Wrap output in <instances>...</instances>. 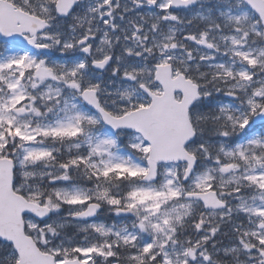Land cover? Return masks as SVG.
Returning <instances> with one entry per match:
<instances>
[{
	"label": "snow or ice",
	"instance_id": "6c2138e0",
	"mask_svg": "<svg viewBox=\"0 0 264 264\" xmlns=\"http://www.w3.org/2000/svg\"><path fill=\"white\" fill-rule=\"evenodd\" d=\"M0 264H264V0H0Z\"/></svg>",
	"mask_w": 264,
	"mask_h": 264
},
{
	"label": "rangeland",
	"instance_id": "374dc122",
	"mask_svg": "<svg viewBox=\"0 0 264 264\" xmlns=\"http://www.w3.org/2000/svg\"><path fill=\"white\" fill-rule=\"evenodd\" d=\"M4 43L0 40V45H3Z\"/></svg>",
	"mask_w": 264,
	"mask_h": 264
},
{
	"label": "water",
	"instance_id": "95a60500",
	"mask_svg": "<svg viewBox=\"0 0 264 264\" xmlns=\"http://www.w3.org/2000/svg\"><path fill=\"white\" fill-rule=\"evenodd\" d=\"M3 40L10 39V38H2Z\"/></svg>",
	"mask_w": 264,
	"mask_h": 264
}]
</instances>
